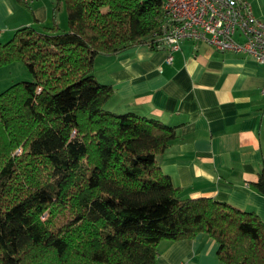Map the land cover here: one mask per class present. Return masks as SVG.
I'll list each match as a JSON object with an SVG mask.
<instances>
[{
    "label": "trees",
    "instance_id": "1",
    "mask_svg": "<svg viewBox=\"0 0 264 264\" xmlns=\"http://www.w3.org/2000/svg\"><path fill=\"white\" fill-rule=\"evenodd\" d=\"M51 18L0 43V68L21 61L32 76L0 93V264H155L161 240L199 233L223 264H264L257 215L181 198L161 171L174 127L104 108L113 90L94 58L160 33V1L54 0ZM254 187L264 194V170Z\"/></svg>",
    "mask_w": 264,
    "mask_h": 264
},
{
    "label": "crops",
    "instance_id": "2",
    "mask_svg": "<svg viewBox=\"0 0 264 264\" xmlns=\"http://www.w3.org/2000/svg\"><path fill=\"white\" fill-rule=\"evenodd\" d=\"M264 22V0H245ZM32 15L14 0H0V38L23 26L52 24L54 0H28ZM18 16L15 17V13ZM55 21L66 29L60 4ZM147 42L113 55H96L93 74L113 93L104 108L134 113L175 128L160 159L181 198H211L253 212L264 225V194L254 184L264 170V65L245 54L218 52L184 40L171 53ZM206 233L161 240L155 264H223Z\"/></svg>",
    "mask_w": 264,
    "mask_h": 264
},
{
    "label": "built area",
    "instance_id": "3",
    "mask_svg": "<svg viewBox=\"0 0 264 264\" xmlns=\"http://www.w3.org/2000/svg\"><path fill=\"white\" fill-rule=\"evenodd\" d=\"M159 1L160 33L146 42L150 48L166 49L168 61L181 41L190 40L218 52L245 54L264 65V22L253 15L245 0Z\"/></svg>",
    "mask_w": 264,
    "mask_h": 264
},
{
    "label": "rangeland",
    "instance_id": "4",
    "mask_svg": "<svg viewBox=\"0 0 264 264\" xmlns=\"http://www.w3.org/2000/svg\"><path fill=\"white\" fill-rule=\"evenodd\" d=\"M17 16H18V12L15 13V17ZM9 39L10 38H6V39L0 38V43H4ZM30 81H32V76L27 70L24 63L21 61L14 62L0 68V93L14 83L30 82Z\"/></svg>",
    "mask_w": 264,
    "mask_h": 264
}]
</instances>
